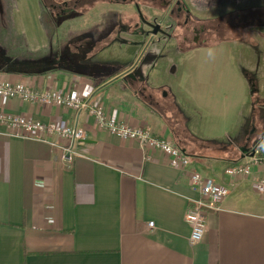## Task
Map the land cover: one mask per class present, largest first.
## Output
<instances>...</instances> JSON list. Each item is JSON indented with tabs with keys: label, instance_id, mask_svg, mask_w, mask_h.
I'll return each instance as SVG.
<instances>
[{
	"label": "crops",
	"instance_id": "0c3cea01",
	"mask_svg": "<svg viewBox=\"0 0 264 264\" xmlns=\"http://www.w3.org/2000/svg\"><path fill=\"white\" fill-rule=\"evenodd\" d=\"M30 1L0 0V14L11 11V27L0 28V78L65 92L77 86L108 116L132 127H150L155 136L175 142L168 116L155 109L159 103L148 93V86H157L165 73L153 61L171 36L130 32L108 48H90L66 65H52L46 27L36 32L24 24ZM104 1L106 9L126 6ZM240 1L255 6L260 0ZM37 18L43 25L48 20ZM106 19L69 30H88ZM81 41L93 42V35ZM228 44L201 43L178 53L188 54L189 61L174 67L169 87L175 106L201 117L202 131L195 134L192 122L191 136L207 144L179 145L191 153L189 169L172 167L162 151L101 130L86 111L78 115L66 107L0 99V112L7 115L66 121L86 132L69 159L62 137L15 135L0 124V264H264V197L256 188L264 178V163L253 166L248 176L226 173L244 164L257 145L264 150V67L261 72L258 64L264 51ZM145 47L151 58L138 67L140 82L127 73ZM131 54V61H125ZM188 170L229 190L221 210L208 214L203 240L193 245L185 215L200 193Z\"/></svg>",
	"mask_w": 264,
	"mask_h": 264
},
{
	"label": "rangeland",
	"instance_id": "374dc122",
	"mask_svg": "<svg viewBox=\"0 0 264 264\" xmlns=\"http://www.w3.org/2000/svg\"><path fill=\"white\" fill-rule=\"evenodd\" d=\"M186 1L192 8V15L189 19H186L183 14L179 16L168 15L167 18H164V25L168 24L172 26L167 29L168 35L171 36V41L163 43L164 45L160 47L153 63L164 66L165 73L161 79H158L160 81L157 86H148V93L152 94L159 103L155 106V109H158L161 111L160 113L168 116L169 123L173 126L172 130L174 129V140L182 148L188 147V141L194 147H203L202 145L206 144L203 138L191 136V132L193 131L192 122L195 123V134L198 131H202L201 125L199 124L201 117L194 116L192 112H183L178 109L175 106L174 94L169 87L171 81L174 79V75H172L174 67L180 63L187 65L189 61L188 54L180 55L178 53L198 46L197 37L192 35V30L195 28L201 30L198 39L203 44L226 42V44L229 43L228 45L231 49L239 48L240 50L248 51L255 48L264 51V0L257 1L255 6H247L246 2L238 5L241 2L240 0ZM30 2V11L28 8V10H23L24 15L27 12V20L24 24H26V28L34 29L33 31L36 32H42L41 29L43 26L46 27L47 34L45 37L46 43L48 44V53L46 55L49 54L51 56L52 65L61 66L68 64L72 56H76L85 50L90 48L97 50L108 48L112 44L118 43L127 33H139L143 23L152 20L151 18L154 15L159 18L166 16L163 9L153 5L149 0H139V8H137L136 3L134 5L130 2L131 4H127L126 6L115 5L109 9H106L102 4L92 5L85 1L86 7L79 10L84 15L76 20H69L72 21L70 22L72 25L65 23L64 19H60L56 23H51L47 20L43 25L41 20H35L37 16L40 18L44 13L39 0H32ZM150 6H153V8H150ZM197 6L204 9L213 7V9L199 10L195 8ZM121 12L127 14L122 17ZM36 13L38 15L35 17ZM103 16H106L108 19L99 24H95L98 27L91 26L88 30H82L74 34L69 30V26L73 25L77 29L88 27L95 18L98 19ZM0 18L2 19L0 28L8 30L11 27L9 24L11 18L10 8H6L0 14ZM250 28H255L253 29L255 34L258 32L261 33L254 35L250 32ZM87 35H93L94 41L82 43L81 40ZM151 36L152 38L155 37L152 34ZM149 40L151 41L152 39ZM148 49L145 47L132 67L136 66L138 68L151 58V52ZM133 55L131 54L129 59L125 61H131ZM260 60L259 57V71L262 72L264 61L262 60L260 62ZM179 131H183L185 134H177ZM187 153L191 154L190 151H187Z\"/></svg>",
	"mask_w": 264,
	"mask_h": 264
},
{
	"label": "built area",
	"instance_id": "2783aa9c",
	"mask_svg": "<svg viewBox=\"0 0 264 264\" xmlns=\"http://www.w3.org/2000/svg\"><path fill=\"white\" fill-rule=\"evenodd\" d=\"M11 98L74 109L78 115L86 111L87 115L95 118V122L101 130L124 139L138 141L142 146L149 149L162 151L169 157V163L172 167L189 169L191 164L189 155L172 139L155 136L150 127H132L124 121L108 116L102 106L92 104L91 99L83 96L77 86L69 92H65L52 86L37 88L22 82L12 83L0 78V99ZM0 124L9 127L15 135L37 139H46L48 135L62 137L68 142L64 150L69 159L75 151V145L86 138L83 127L66 121L42 123L22 116L7 115L0 112ZM247 156L248 160L244 164L231 167L226 170V173L236 177L248 176L251 174L253 166L264 163V150L260 145L254 147ZM188 173L192 187L200 193L199 199L192 202L185 215V220L191 229L189 241L193 245L203 240L207 229L208 214L221 210L222 202L228 196L229 190L226 187L216 185L197 171L188 170ZM256 188L264 197V178L257 181ZM150 226L153 227L154 223L151 222Z\"/></svg>",
	"mask_w": 264,
	"mask_h": 264
},
{
	"label": "flooded vegetation",
	"instance_id": "af4514ba",
	"mask_svg": "<svg viewBox=\"0 0 264 264\" xmlns=\"http://www.w3.org/2000/svg\"><path fill=\"white\" fill-rule=\"evenodd\" d=\"M85 1L86 3L88 4L90 3L92 5H98L106 2L104 0H39L41 9L44 11L42 18L51 20L53 23H56L60 19H64L65 21L78 19L80 18V16L84 15L80 13L79 10L84 9L86 7ZM149 1L153 3V5H156L160 7V9H163L165 11L164 14L166 16L159 18L158 16L154 15L151 18L152 20H149V22L161 23V27L165 31L164 36H168L167 29L169 27H172L168 24L164 25V18H167L168 15L179 16L183 14L186 17V19H189L192 15V8L189 4H187L186 0H149ZM112 2H116L117 4H126V5L131 3L135 5L136 3L137 8H139L138 5L139 0H112ZM150 8H153V6H150ZM121 14L123 13L121 12ZM150 31H152V28L148 26L146 22H144L141 29L139 30V34L141 33L150 36L151 35V33H149ZM200 33H201L200 29L195 28L192 30V35L197 37V44L202 43L198 39ZM137 70L139 72L138 68Z\"/></svg>",
	"mask_w": 264,
	"mask_h": 264
},
{
	"label": "water",
	"instance_id": "95a60500",
	"mask_svg": "<svg viewBox=\"0 0 264 264\" xmlns=\"http://www.w3.org/2000/svg\"><path fill=\"white\" fill-rule=\"evenodd\" d=\"M146 24L148 26H150L152 28V31H150L149 33H151L153 36H156L158 34H165V31L162 29L161 27V23H154V22H146ZM152 41V40H151ZM138 70L135 66H133L131 69H129L128 73H127V77L128 78H133V79H139L140 78V82L144 81L140 75H138Z\"/></svg>",
	"mask_w": 264,
	"mask_h": 264
}]
</instances>
